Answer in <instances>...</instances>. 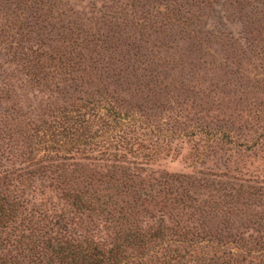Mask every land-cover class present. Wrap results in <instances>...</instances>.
Here are the masks:
<instances>
[{"label": "trees", "instance_id": "16d2710c", "mask_svg": "<svg viewBox=\"0 0 264 264\" xmlns=\"http://www.w3.org/2000/svg\"><path fill=\"white\" fill-rule=\"evenodd\" d=\"M232 3L0 0V264H264V177L206 166L264 134L235 142L158 100L172 44L228 37L213 13ZM181 141L196 171L152 167Z\"/></svg>", "mask_w": 264, "mask_h": 264}, {"label": "rangeland", "instance_id": "374dc122", "mask_svg": "<svg viewBox=\"0 0 264 264\" xmlns=\"http://www.w3.org/2000/svg\"><path fill=\"white\" fill-rule=\"evenodd\" d=\"M239 1V6L235 3L226 5L224 13L216 9L224 16L219 19V13L212 11L215 20L226 25L228 37L217 40V37L209 34V41L205 42L203 34H194L201 40L200 45L196 44L193 34H189L192 36L191 42L197 47L188 44L190 41L172 44L174 48L170 52V59L175 65L173 70L166 68L162 75L167 87L162 90L163 94L158 96V100L160 102L163 96L177 99L184 103V114H188V118L201 117L211 128L223 124L222 119L228 120L233 140L240 142L245 138L247 145H250L259 134H264V130L257 128L252 120L254 110L264 106V3ZM82 6L84 8L79 9L85 11L86 3ZM203 13L205 18L211 10L203 8L201 15ZM171 36L177 40L187 34ZM262 126L264 128V124ZM222 128L228 129L227 126ZM171 148L167 156H161L152 165L154 169L191 173L199 168L190 166L188 158L190 154L193 156L190 144L174 142ZM221 149L209 156L206 166L216 170L212 164L220 165L230 159L240 168L253 166L260 178L264 177V152L255 147L252 151L236 149L228 139L222 142Z\"/></svg>", "mask_w": 264, "mask_h": 264}]
</instances>
